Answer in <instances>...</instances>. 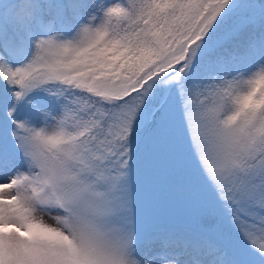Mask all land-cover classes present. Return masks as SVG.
Listing matches in <instances>:
<instances>
[{
    "label": "snow or ice",
    "instance_id": "1",
    "mask_svg": "<svg viewBox=\"0 0 264 264\" xmlns=\"http://www.w3.org/2000/svg\"><path fill=\"white\" fill-rule=\"evenodd\" d=\"M0 264H264V0H0Z\"/></svg>",
    "mask_w": 264,
    "mask_h": 264
}]
</instances>
